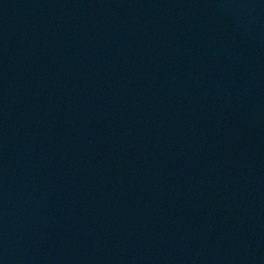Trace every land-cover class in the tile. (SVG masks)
Returning a JSON list of instances; mask_svg holds the SVG:
<instances>
[{"label": "water", "instance_id": "obj_1", "mask_svg": "<svg viewBox=\"0 0 264 264\" xmlns=\"http://www.w3.org/2000/svg\"><path fill=\"white\" fill-rule=\"evenodd\" d=\"M0 165L264 264V0H0Z\"/></svg>", "mask_w": 264, "mask_h": 264}]
</instances>
